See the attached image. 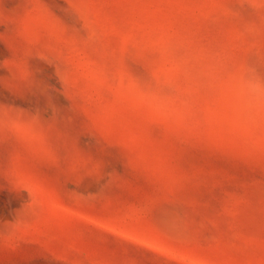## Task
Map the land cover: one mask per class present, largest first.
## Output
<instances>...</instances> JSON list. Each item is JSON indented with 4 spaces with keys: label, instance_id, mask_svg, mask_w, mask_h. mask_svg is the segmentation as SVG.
Returning <instances> with one entry per match:
<instances>
[{
    "label": "rangeland",
    "instance_id": "374dc122",
    "mask_svg": "<svg viewBox=\"0 0 264 264\" xmlns=\"http://www.w3.org/2000/svg\"><path fill=\"white\" fill-rule=\"evenodd\" d=\"M0 264H264V0H0Z\"/></svg>",
    "mask_w": 264,
    "mask_h": 264
}]
</instances>
